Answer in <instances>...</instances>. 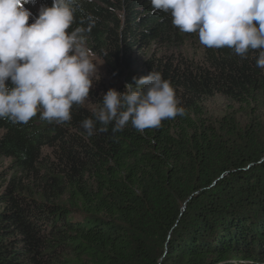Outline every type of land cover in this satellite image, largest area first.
Returning <instances> with one entry per match:
<instances>
[{
    "label": "trees",
    "instance_id": "16d2710c",
    "mask_svg": "<svg viewBox=\"0 0 264 264\" xmlns=\"http://www.w3.org/2000/svg\"><path fill=\"white\" fill-rule=\"evenodd\" d=\"M78 5L68 31L96 18L86 45L103 78L62 124L42 109L26 124L0 119V264H264L260 50L208 48L148 0ZM151 71L185 114L143 131L97 122L88 136L81 122L103 94ZM215 97L227 104L217 119Z\"/></svg>",
    "mask_w": 264,
    "mask_h": 264
},
{
    "label": "clouds",
    "instance_id": "9594fccd",
    "mask_svg": "<svg viewBox=\"0 0 264 264\" xmlns=\"http://www.w3.org/2000/svg\"><path fill=\"white\" fill-rule=\"evenodd\" d=\"M36 0H0V119L13 124L28 123L42 109L40 118L62 124L71 119L74 104L88 101L93 78L99 80L95 53L86 45L88 26L68 31L74 23L78 0H52L38 15L25 7ZM151 10L171 14L181 32L198 33L208 48H230L242 59L249 50H260L256 66L264 68V0H148ZM32 18L33 22L28 23ZM254 21L256 23H254ZM83 23V21H82ZM124 92L109 89L95 119L85 118L82 128L88 136L96 123L113 133L131 122L137 131L159 128L165 119L184 115L171 82L151 71ZM11 82V87L6 81Z\"/></svg>",
    "mask_w": 264,
    "mask_h": 264
},
{
    "label": "rangeland",
    "instance_id": "374dc122",
    "mask_svg": "<svg viewBox=\"0 0 264 264\" xmlns=\"http://www.w3.org/2000/svg\"><path fill=\"white\" fill-rule=\"evenodd\" d=\"M25 7L33 13V17L37 16V13L39 11L37 0H36L35 4H27V5H25ZM29 22H33V19L30 18ZM97 66H98V72H99V76H100L99 80H102L103 74H104L103 69L101 68L100 65H97ZM93 80H96V79L93 78ZM226 106H227V104L220 97H215L206 103L208 113L214 119L220 118L222 115L225 114V111L227 110Z\"/></svg>",
    "mask_w": 264,
    "mask_h": 264
}]
</instances>
